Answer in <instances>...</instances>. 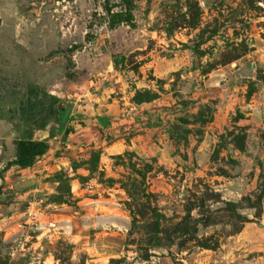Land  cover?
Segmentation results:
<instances>
[{
  "label": "rangeland",
  "instance_id": "obj_1",
  "mask_svg": "<svg viewBox=\"0 0 264 264\" xmlns=\"http://www.w3.org/2000/svg\"><path fill=\"white\" fill-rule=\"evenodd\" d=\"M0 264H264V0H0Z\"/></svg>",
  "mask_w": 264,
  "mask_h": 264
},
{
  "label": "crops",
  "instance_id": "obj_2",
  "mask_svg": "<svg viewBox=\"0 0 264 264\" xmlns=\"http://www.w3.org/2000/svg\"><path fill=\"white\" fill-rule=\"evenodd\" d=\"M116 102V101H115ZM126 103H124L125 106ZM112 106V103H111ZM121 112L124 111V109H120ZM126 110V109H125ZM133 112V110H131V113ZM111 124L108 127H104L102 125H94V126H90L89 127H85L84 129H80L76 132H72L69 135H67V137H65V142L67 144H69L71 147L76 148V149H80L82 148L84 145L91 148L94 146L96 147H103L104 148V153L103 154H107V153H111L112 151L115 153V151L118 150V148L120 147L118 143H113L111 145V143H108V132L109 130L113 129V127H115V124L118 125L119 127L121 126V130L127 129L126 127L128 126L129 122L128 120H134L136 128L139 127V123H140V116H139V110L135 111L134 113H132V116H130V114H126L123 112V116H118L116 117H111ZM122 120V121H121ZM137 122H136V121ZM141 129H139V131L136 129V132L134 134V138L139 141L142 140L144 135ZM105 137V138H104ZM53 137L50 135V133L48 131H44V130H37L34 134H33V141H37V142H44L45 144H50V148L48 149L49 152L53 151V148H55L54 143H53ZM116 149V150H115ZM112 152V153H113ZM49 153L43 155V158L40 161V168L39 165L37 164L35 166V169H37L38 171L42 170H48L49 173L52 172L53 170L51 169V167L53 166L51 163L48 162L49 159ZM71 172L73 171L72 167L70 168ZM75 174V171L73 172V175Z\"/></svg>",
  "mask_w": 264,
  "mask_h": 264
},
{
  "label": "trees",
  "instance_id": "obj_3",
  "mask_svg": "<svg viewBox=\"0 0 264 264\" xmlns=\"http://www.w3.org/2000/svg\"><path fill=\"white\" fill-rule=\"evenodd\" d=\"M107 3H109V0H106ZM18 93V91H7L5 92L4 98L10 99L15 97ZM53 99V98H50ZM43 100L42 94H38L36 90L34 89H28V98L26 101L22 102L20 104V116L22 118H31L32 111L37 107L40 101ZM44 126V125H43ZM23 152L21 153L16 160L11 161L7 164V167L12 166H28L29 159L33 156H37L40 154H43L45 150H47V146L44 142H37L33 141V136L30 134L26 140L17 143Z\"/></svg>",
  "mask_w": 264,
  "mask_h": 264
},
{
  "label": "built area",
  "instance_id": "obj_4",
  "mask_svg": "<svg viewBox=\"0 0 264 264\" xmlns=\"http://www.w3.org/2000/svg\"><path fill=\"white\" fill-rule=\"evenodd\" d=\"M128 91H129V88L128 87H124L123 90H122V93L125 95V94L128 93Z\"/></svg>",
  "mask_w": 264,
  "mask_h": 264
}]
</instances>
